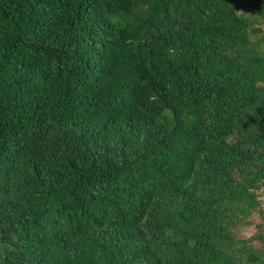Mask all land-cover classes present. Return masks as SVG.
Returning <instances> with one entry per match:
<instances>
[{"label":"trees","instance_id":"trees-1","mask_svg":"<svg viewBox=\"0 0 264 264\" xmlns=\"http://www.w3.org/2000/svg\"><path fill=\"white\" fill-rule=\"evenodd\" d=\"M263 26L264 0H0V264H264Z\"/></svg>","mask_w":264,"mask_h":264},{"label":"rangeland","instance_id":"rangeland-1","mask_svg":"<svg viewBox=\"0 0 264 264\" xmlns=\"http://www.w3.org/2000/svg\"><path fill=\"white\" fill-rule=\"evenodd\" d=\"M264 27V26H263ZM261 207L264 208V194L260 197ZM251 225L248 227H241L236 231V235L238 238H246L251 236L254 233V225L261 222V219L259 217L258 213H254L251 217ZM258 246V244H256Z\"/></svg>","mask_w":264,"mask_h":264}]
</instances>
